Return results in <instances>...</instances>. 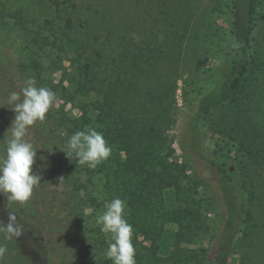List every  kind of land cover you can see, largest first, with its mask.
I'll return each instance as SVG.
<instances>
[{
    "label": "trees",
    "instance_id": "16d2710c",
    "mask_svg": "<svg viewBox=\"0 0 264 264\" xmlns=\"http://www.w3.org/2000/svg\"><path fill=\"white\" fill-rule=\"evenodd\" d=\"M260 2L159 0L137 30H127L117 15L77 39L69 18L60 31L27 25L21 8L0 1V29L24 36L14 63L0 47V121L2 113L15 118L8 95L28 77L56 94L45 121L29 129L41 176L32 199L17 205L0 193V221L12 214L23 228L17 239L0 233L8 248L3 264H112L106 257L112 238L87 224L86 209L115 197L127 202L137 264H228L233 253L236 264H264V121L256 115L264 86L255 80L264 76V55L252 35ZM220 32L228 34L230 51L209 68ZM179 81L187 117L175 135ZM88 128L112 147L94 170L62 151L72 134ZM6 137L0 122V153ZM206 138L211 146L202 144ZM212 184L224 205L216 231ZM167 189L174 193L178 240L165 232Z\"/></svg>",
    "mask_w": 264,
    "mask_h": 264
},
{
    "label": "clouds",
    "instance_id": "9594fccd",
    "mask_svg": "<svg viewBox=\"0 0 264 264\" xmlns=\"http://www.w3.org/2000/svg\"><path fill=\"white\" fill-rule=\"evenodd\" d=\"M55 100L56 94L49 88L37 87L33 77L23 81L19 92L13 91L8 95L7 102L15 118L0 153V193L17 205H25L32 199L41 180V176L32 170L37 148L28 139L29 129L45 121ZM62 151L67 157H75L79 165L94 170L109 159L112 147L102 132L88 128L72 134ZM126 211V200L115 197L96 217L101 230L111 235L112 242L108 245L106 257L112 264H137L132 243L133 228L125 219ZM0 233L6 240L17 239L23 235V228L16 222L15 215L9 214L7 223L0 221ZM7 252V246L0 244V264H3Z\"/></svg>",
    "mask_w": 264,
    "mask_h": 264
},
{
    "label": "rangeland",
    "instance_id": "374dc122",
    "mask_svg": "<svg viewBox=\"0 0 264 264\" xmlns=\"http://www.w3.org/2000/svg\"><path fill=\"white\" fill-rule=\"evenodd\" d=\"M8 9L21 8L23 10L24 17L28 21L27 25H37V24H50L53 31H60L61 26L66 23V19L69 18L72 23L73 29H75V35L77 39L82 38L84 33L92 30L95 25H99L104 21L105 17L122 16L124 18L123 25L127 30H130L129 26H133V29L137 30L141 25L147 23L151 17L156 14L158 9L159 0H0ZM217 24L221 25L224 29L228 28V23L224 19L217 20ZM102 27V26H101ZM134 30V31H135ZM253 35V48L259 51L260 57L264 55V0H261L257 14L255 16V26L252 31ZM23 34L22 32L8 31L7 29H0V47L4 50L7 57L12 63L18 61L19 48L23 44ZM22 38V39H21ZM230 40L228 34H220L212 38V45H216L219 52L206 60V66L213 68L218 65L227 56L230 51ZM51 48V45H50ZM47 65L48 61H44ZM184 76V75H183ZM182 76V77H183ZM54 79L58 78V74H54ZM255 80L257 84L264 86V76L256 75ZM182 82H178V107L179 116L176 125L173 128V133L178 135L183 126L185 119L187 117V106L182 99ZM255 87V86H254ZM190 89V87H188ZM264 93L261 92V96ZM260 96V97H261ZM60 101L57 100L56 104ZM218 109L212 110L213 114L217 113ZM257 119L259 121H264V107L258 112ZM14 118L10 115L2 113L1 115V125L6 134V139L8 138V129L11 127V123ZM202 144L205 146H211L213 144V139H203ZM176 146V145H175ZM177 154L179 150H176ZM32 170L34 173L35 163L32 165ZM209 188V194L212 196V206L211 209L213 213L210 216L211 229L215 231L218 230L222 213L224 211L223 202L218 198L219 187L216 184H212ZM207 193V192H206ZM208 194V193H207ZM165 204L170 214V220L165 228V232L170 237H174L176 240L180 238V234L177 231V219L175 214V198L172 189H167L164 192ZM105 209L102 206L98 210H93L92 207L86 209L87 213V224L89 226L98 225L96 223V217ZM101 227V225H99ZM213 230V232H214ZM105 233V232H104ZM107 238L111 239V235L105 233ZM44 234L42 235V237ZM53 236V234H52ZM51 236V237H52ZM173 238V239H174ZM169 239V238H168ZM207 243L204 242L203 245ZM53 249H57L56 244H53ZM54 250V251H55ZM60 255L59 253H54V255ZM238 254L233 253L229 256L227 263L236 264Z\"/></svg>",
    "mask_w": 264,
    "mask_h": 264
}]
</instances>
